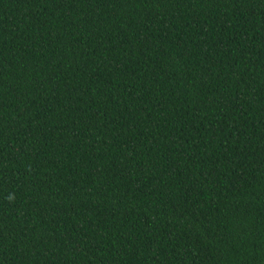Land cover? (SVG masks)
<instances>
[{"label":"trees","instance_id":"trees-1","mask_svg":"<svg viewBox=\"0 0 264 264\" xmlns=\"http://www.w3.org/2000/svg\"><path fill=\"white\" fill-rule=\"evenodd\" d=\"M0 264H264V0H0Z\"/></svg>","mask_w":264,"mask_h":264}]
</instances>
